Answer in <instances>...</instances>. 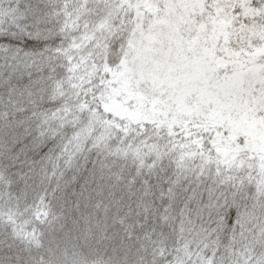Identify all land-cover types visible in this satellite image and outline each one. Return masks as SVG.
<instances>
[{
	"label": "snow or ice",
	"instance_id": "obj_1",
	"mask_svg": "<svg viewBox=\"0 0 264 264\" xmlns=\"http://www.w3.org/2000/svg\"><path fill=\"white\" fill-rule=\"evenodd\" d=\"M0 264H264V0H0Z\"/></svg>",
	"mask_w": 264,
	"mask_h": 264
}]
</instances>
